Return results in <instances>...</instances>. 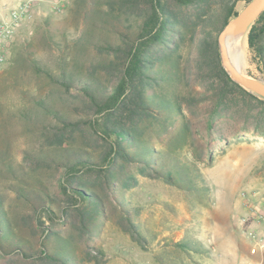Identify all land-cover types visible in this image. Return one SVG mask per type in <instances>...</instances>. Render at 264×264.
Instances as JSON below:
<instances>
[{
  "label": "rangeland",
  "instance_id": "rangeland-1",
  "mask_svg": "<svg viewBox=\"0 0 264 264\" xmlns=\"http://www.w3.org/2000/svg\"><path fill=\"white\" fill-rule=\"evenodd\" d=\"M107 1L0 0V19L27 4L0 40V194L5 213L0 264H46L22 258L20 252L7 253L17 247L37 254L42 243L70 264L254 262L241 218L249 215L247 223L254 226L247 211L255 210L262 214L256 225L264 229V137L226 117L209 124L214 113L205 99L208 92L186 66L189 45L179 58L183 68L178 84L164 82L158 90L168 100L177 95L187 132H181L178 120L160 116L144 122L139 137L146 147L168 153V165L182 168L180 178L168 183L142 175L141 162H114L109 179L82 172L85 189L97 196L99 209L85 226L75 218L62 188L67 175L63 163L72 152L90 153L96 161L104 152V141L83 122L95 115L75 80L89 73L110 87L112 76L103 66L109 58L102 45L115 42L126 24L100 19L98 11L109 6ZM251 1H239L237 11ZM247 30L241 41L243 71L264 83V71L247 47ZM43 65L54 79L39 70ZM62 68L73 79L67 89L58 80ZM57 114L81 121L59 147L51 142L57 130L53 126L60 124ZM40 199L50 202L52 216L37 207ZM126 218L137 225L134 237L125 230ZM236 250L238 256L230 260V251Z\"/></svg>",
  "mask_w": 264,
  "mask_h": 264
},
{
  "label": "trees",
  "instance_id": "trees-1",
  "mask_svg": "<svg viewBox=\"0 0 264 264\" xmlns=\"http://www.w3.org/2000/svg\"><path fill=\"white\" fill-rule=\"evenodd\" d=\"M239 1L250 0H108L109 6L98 11L101 20L126 24L115 42L108 41L102 45L109 58L103 66L112 76L110 87L89 73L86 79L75 80L86 107L95 115L93 120L83 122L104 141V152L97 161L90 153L72 152L63 163L67 175L62 188L69 204L73 205L72 210L76 211L75 218L83 226L99 209V201L92 191L85 189L88 182L82 179V172L95 171L96 176L109 179L114 162H141L143 165L139 172L142 175L162 178L168 183H175L176 178H180L182 168L177 164L168 165L170 162L165 160L168 153L146 147L139 137L141 125L160 116L174 122L178 120L181 132H187L186 123L181 121L185 114L182 104L176 100L177 95L168 100L158 92L164 82L178 84L180 81L183 65L179 58L186 45L190 46L186 66L200 84L199 88L208 92L205 99L212 105L214 115L209 124L215 118L226 117L231 122H241L244 131L264 137V98L234 81L220 57L218 34L238 13L236 4ZM246 43L258 70L263 72L264 10L248 27ZM38 68L55 78L48 67ZM59 76V82L66 89L73 83L64 68ZM57 117L60 124L53 126L57 130L53 131L51 142L59 147L67 135L75 132L81 121L60 114ZM127 179L136 180L131 175ZM124 185L128 186L127 181ZM67 189L71 192L68 193ZM3 202L0 194V228L5 215ZM37 207L52 216L49 201L40 199ZM126 220L125 230L134 237L139 233L137 225L129 218ZM38 223L42 224V221L38 219ZM45 234L49 235L47 229ZM42 245L37 254L17 247H12L7 253L20 252V257L30 258L33 262L39 259L46 264H70L67 258L48 252L44 243ZM0 250H4L1 242Z\"/></svg>",
  "mask_w": 264,
  "mask_h": 264
},
{
  "label": "water",
  "instance_id": "water-1",
  "mask_svg": "<svg viewBox=\"0 0 264 264\" xmlns=\"http://www.w3.org/2000/svg\"><path fill=\"white\" fill-rule=\"evenodd\" d=\"M264 10V0H252L243 9L231 18L218 34V45L223 67L230 77L245 89L264 98V83L258 79L242 74L237 67L231 65L228 48L225 42L230 31L246 28L253 23L257 16Z\"/></svg>",
  "mask_w": 264,
  "mask_h": 264
},
{
  "label": "built area",
  "instance_id": "built-area-1",
  "mask_svg": "<svg viewBox=\"0 0 264 264\" xmlns=\"http://www.w3.org/2000/svg\"><path fill=\"white\" fill-rule=\"evenodd\" d=\"M27 7V4L23 5L20 4L17 7L11 9L9 11V18L5 19L1 17L0 19V40L3 39L4 36L8 35L13 29V26L17 24L18 18L24 8ZM22 9V10H21ZM6 32V33H5ZM3 60V55L0 54V64ZM257 211L255 210H248L247 214L252 216L254 223H258L261 218L262 214L256 215ZM249 216V215H247ZM247 216H243L241 218V225L243 226V233L247 237L248 241H250L249 246V253L252 256H256V260L254 262H249L247 264H264V229L259 226L254 225L253 222H249Z\"/></svg>",
  "mask_w": 264,
  "mask_h": 264
},
{
  "label": "bare ground",
  "instance_id": "bare-ground-1",
  "mask_svg": "<svg viewBox=\"0 0 264 264\" xmlns=\"http://www.w3.org/2000/svg\"><path fill=\"white\" fill-rule=\"evenodd\" d=\"M246 28L228 32L225 42L228 48L229 60L231 65L238 68L244 74L245 54L241 46V41Z\"/></svg>",
  "mask_w": 264,
  "mask_h": 264
},
{
  "label": "crops",
  "instance_id": "crops-1",
  "mask_svg": "<svg viewBox=\"0 0 264 264\" xmlns=\"http://www.w3.org/2000/svg\"><path fill=\"white\" fill-rule=\"evenodd\" d=\"M229 254H230V260L233 259V258L236 259V256H238L239 251L238 250H236V251H230Z\"/></svg>",
  "mask_w": 264,
  "mask_h": 264
}]
</instances>
